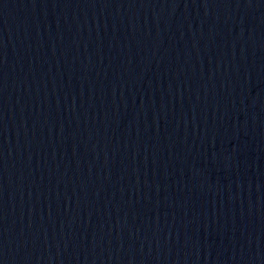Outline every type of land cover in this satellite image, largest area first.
Here are the masks:
<instances>
[{
    "label": "water",
    "instance_id": "water-1",
    "mask_svg": "<svg viewBox=\"0 0 264 264\" xmlns=\"http://www.w3.org/2000/svg\"><path fill=\"white\" fill-rule=\"evenodd\" d=\"M0 264H264V0H0Z\"/></svg>",
    "mask_w": 264,
    "mask_h": 264
}]
</instances>
